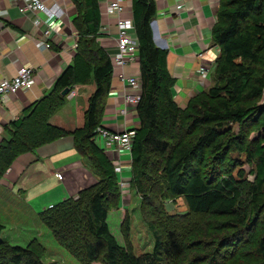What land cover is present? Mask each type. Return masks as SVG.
Listing matches in <instances>:
<instances>
[{
	"label": "trees",
	"instance_id": "trees-1",
	"mask_svg": "<svg viewBox=\"0 0 264 264\" xmlns=\"http://www.w3.org/2000/svg\"><path fill=\"white\" fill-rule=\"evenodd\" d=\"M71 1L78 12L73 19L80 32L78 51L52 92L11 124L10 138L0 143V180L20 156L72 136L98 182L77 197L39 213L41 223L83 264H164L167 239L163 240L153 224V251L139 256L129 245H120L110 231L109 211L118 206L120 198L118 177L113 160L99 147L96 137L114 68L97 42L99 0ZM132 16L139 43L141 98L136 108L139 125L132 149L131 188L144 194L149 172L157 170L153 159L164 158L161 174L167 192L184 198L191 216L209 217L195 231L184 228L191 233L188 241L179 240L176 264H264V234L257 236L253 230L256 217L264 211V0L220 1L212 30L214 46L220 49L216 83L184 110L174 99L175 79L168 69V52L154 41L156 1L132 0ZM92 83L96 90L89 98L81 128L70 133L50 124L75 87ZM65 90L69 92L63 96ZM196 132L197 137L191 139ZM235 156H244L255 169L251 180L240 173L243 193L232 177L215 181V175L213 181L214 171H207L210 160H219V164L223 158ZM4 230L0 222V237ZM211 231L214 237L209 236ZM200 235L209 236V244ZM206 245L213 249L204 254ZM45 252L37 239L25 247L0 240V264H44Z\"/></svg>",
	"mask_w": 264,
	"mask_h": 264
},
{
	"label": "crops",
	"instance_id": "crops-1",
	"mask_svg": "<svg viewBox=\"0 0 264 264\" xmlns=\"http://www.w3.org/2000/svg\"><path fill=\"white\" fill-rule=\"evenodd\" d=\"M43 1L47 5L57 4L65 11V17L54 23L53 32L48 37L44 34L46 27H34L32 21L37 16L45 20L44 15H23L20 13L21 4L0 0V81L14 78L22 68L35 71L32 90L7 96L0 102V143L10 138L9 129L14 121L26 115L36 102L52 92L57 79L72 65L78 51L80 32L73 22L78 12L73 2ZM155 1L157 16L152 23L154 41L168 52V69L176 85L174 99L181 104L205 90L211 73L203 79L200 70L210 72L216 66L219 48L214 46L212 30L217 23L221 0ZM99 4L101 27L97 42L112 59L117 52V17L104 14L107 0H99ZM125 16L133 18L132 0L126 3ZM46 43L51 45L49 49L44 48ZM137 58L125 68L114 70L112 89L102 119L105 127L123 131L136 129L139 125L136 113L130 111L127 118L120 115L125 109L124 94L137 91L125 86L119 75L123 72L126 76L140 79ZM189 63H192L190 69L187 68ZM73 92V98H76L75 90ZM65 110L64 106L52 116L51 122L70 133L81 128L82 120L71 122ZM124 168L131 169V165H124ZM97 182L98 177L87 159L76 150L74 138L66 136L20 156L6 172L0 180V189L10 193L17 184H20V189L17 204L5 201V198L2 199L4 194L0 193V222L3 225L16 223L18 226L23 217L33 220L42 211L60 201L77 197ZM37 228L39 234L43 233V229Z\"/></svg>",
	"mask_w": 264,
	"mask_h": 264
},
{
	"label": "rangeland",
	"instance_id": "rangeland-1",
	"mask_svg": "<svg viewBox=\"0 0 264 264\" xmlns=\"http://www.w3.org/2000/svg\"><path fill=\"white\" fill-rule=\"evenodd\" d=\"M218 54L220 55V50H218ZM191 66L192 63H189L187 68L190 69ZM216 71L217 63L210 72L208 70L205 71L204 69L200 70L199 74L202 75L203 79H206L207 74L211 73L209 81L207 83L205 82V90L195 93L191 98L184 100L181 104L178 103L181 109L184 110L187 108L191 100L198 95L207 92L215 85ZM175 87L176 85L174 86V89ZM95 88V84L93 83L90 85H80L74 89L77 94L76 98L70 99L69 96L66 97L65 107L67 110H65V114L68 118H71V122H73V120L81 119L82 124L84 125V114L88 109L89 98L95 92ZM70 112L73 113L70 114ZM51 119L50 124L56 126L51 122ZM72 127L73 123L70 125V128ZM198 134L199 132L194 133L195 136L191 139H195ZM163 159L164 158L160 157H155L153 159L155 164L157 163V170L155 172H149L150 174H148V176L150 179L146 182L147 190L144 194L136 192L133 188H130L129 193L124 195V197H122L120 193L118 206L109 211L108 224L111 233L115 236L118 243L122 246L129 245L137 256L153 251L155 237L150 230V224H153L157 228V231H159V235L163 240L167 239L166 243L168 245V251L165 252L164 264H176L178 261L177 256L180 252L179 240L184 242V240L187 239L188 241L190 237L189 233L195 231L197 227L201 228L202 225H205V221L209 220V217L203 215L191 216L184 198L172 197L167 192L161 174V166L164 164ZM218 161L219 160H210L208 163L207 171H214L213 181L215 175L217 176L215 181L218 179H230V177H232L236 183V187L241 190V193H243L244 189H242L241 181L239 179L240 173L242 172L245 178L251 180L255 173L254 166L248 163L244 156L226 157L223 158L219 164ZM19 189L20 184H17L14 190L10 193H6L5 190L0 189V193L4 194L2 199L5 198V201L17 204ZM61 202L63 201H60V203ZM125 219H127V225L129 227L127 237L123 230V224L126 221ZM177 221L181 222L174 223ZM4 225L5 230L2 233L0 240L7 241L14 246L25 247L30 241L37 239L46 249L43 257L44 264H83L56 242L51 231L41 223L38 217H35L33 220L23 217L22 220L18 222V226L16 223H5ZM37 226L43 229V233L39 234V232H37L39 231ZM179 227H181V229ZM184 228H189L191 231L187 233ZM253 230L257 236L264 234V211L260 213L259 217H256ZM193 235L195 234L193 233ZM209 236L214 237V232L211 231ZM209 236L200 235V237H203L208 244L210 241ZM192 238L194 237L192 236ZM243 242L244 240L242 243ZM202 249L204 254H207V252L212 251L213 248L206 245ZM229 257L230 255L227 258ZM225 260L226 259L224 258L223 261L226 262ZM94 264L102 263L98 262Z\"/></svg>",
	"mask_w": 264,
	"mask_h": 264
},
{
	"label": "built area",
	"instance_id": "built-area-1",
	"mask_svg": "<svg viewBox=\"0 0 264 264\" xmlns=\"http://www.w3.org/2000/svg\"><path fill=\"white\" fill-rule=\"evenodd\" d=\"M13 1L22 5L20 13L23 15L33 13L45 16V20L37 16L32 21L34 27L41 25L46 27L44 34L47 37L53 32L54 23L65 17V11L57 4L47 5L43 0ZM127 2L128 0H107L104 11L107 16L117 17V52L111 59L114 70L125 68L138 59L139 43L135 36L133 18L125 16ZM50 47L51 45L48 43L44 45V48L49 49ZM34 75V69L22 68L14 78L0 81V102H3L7 96L32 90L35 85ZM119 78L125 86L137 91L134 94H124L125 109L121 111L120 115L123 118H127L130 111L136 113V108L141 98L140 79L126 76L123 72L119 75ZM68 96L71 99L75 97V93L72 91ZM135 136V128L119 131L105 127L102 124L97 130L96 142L113 160L114 171L118 177V186L122 197L129 193L131 188L132 171L131 169H125L124 165H132V149Z\"/></svg>",
	"mask_w": 264,
	"mask_h": 264
},
{
	"label": "water",
	"instance_id": "water-1",
	"mask_svg": "<svg viewBox=\"0 0 264 264\" xmlns=\"http://www.w3.org/2000/svg\"><path fill=\"white\" fill-rule=\"evenodd\" d=\"M68 92H69L68 90H65V91L62 93V95H63V96H66V95L68 94Z\"/></svg>",
	"mask_w": 264,
	"mask_h": 264
}]
</instances>
